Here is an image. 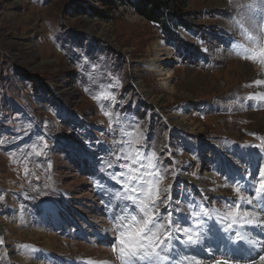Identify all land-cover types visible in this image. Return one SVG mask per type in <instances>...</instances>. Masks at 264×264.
<instances>
[{
  "label": "rangeland",
  "instance_id": "374dc122",
  "mask_svg": "<svg viewBox=\"0 0 264 264\" xmlns=\"http://www.w3.org/2000/svg\"><path fill=\"white\" fill-rule=\"evenodd\" d=\"M180 1L188 29L173 40L121 0H0V264H230L253 256L255 227L250 249L264 252V101L250 96L264 0ZM156 45L170 59L152 71ZM211 178L227 192L192 182ZM148 187L161 258L122 260L117 238L144 219L141 200L152 207ZM224 209L235 227L217 226Z\"/></svg>",
  "mask_w": 264,
  "mask_h": 264
},
{
  "label": "bare ground",
  "instance_id": "6f19581e",
  "mask_svg": "<svg viewBox=\"0 0 264 264\" xmlns=\"http://www.w3.org/2000/svg\"><path fill=\"white\" fill-rule=\"evenodd\" d=\"M154 49L156 50V55H155V58L154 59H146L144 61V65L146 68L150 69V70H157V69H162L161 67V64L159 63H164L165 61L169 60L170 59V54H169V49L165 46H162V45H156L154 47ZM164 69V68H163ZM169 75L168 74V77L166 79L169 78ZM164 82V87H166V89L169 90V87L167 86V82L165 80H163ZM72 97H74L75 95H73V93L71 92L70 93ZM250 96L252 99H256V100H260V101H264V99H261V97H264V74H261L257 80H253V84L252 86L250 87ZM149 98V97H148ZM161 97H157V99L155 100L156 104L159 105L161 104V100H160ZM169 125L172 126V128H176V129H179V130H182V131H188V132H193L194 129H192L190 127V123L188 121H186L184 118L180 117V116H172V117H168L165 119ZM264 176V174H263ZM264 179V178H263ZM192 182L200 188L201 191H203V193H208V194H212V195H216V196H222V194H225L227 192L226 190V186H223V185H219L213 178L210 179V182L208 184V186H206L205 188L203 187V185L200 183V182H197L195 180H192ZM0 183H2V179H1V174H0ZM255 203V202H254ZM253 205V204H252ZM259 206V205H258ZM252 207V206H251ZM255 210V209H254ZM225 209L222 210V211H217L215 210V212H213V217L215 219H217V226L220 225V221H223V222H226L228 223L229 225H234L235 227V224L233 223V221H230L229 219L226 218V213H225ZM250 211V210H249ZM264 212V210H263ZM251 214V213H250ZM262 218V217H261ZM262 220V219H260ZM264 223V222H262ZM260 223L259 222H256L255 225H259ZM226 227V226H225ZM228 227V226H227ZM240 227V226H239ZM229 228V227H228ZM225 229V228H224ZM228 230V229H227ZM226 230V231H227ZM233 230V229H232ZM242 231V230H241ZM170 232V231H169ZM256 232H259L258 234H256ZM261 230L260 229H257L255 227V229H253V233L252 235L250 236V241L251 242H244L240 237H237L238 239L237 240H241L243 241V244L245 245L246 249L247 250H250V251H253V256L251 257H241L240 259H236V261H240V263L236 262L235 260L232 261V258L230 256V258H228V262H230V264H247L249 263L250 259L249 258H252L253 261H252V264H264V261H261L260 257L261 256H264V252H260V251H256V250H251L250 248L255 245V243H252L253 239L254 241L257 239V237H260V234H261ZM250 234V233H249ZM248 234V235H249ZM170 235V234H169ZM247 235V236H248ZM230 238V237H229ZM236 238V237H235ZM260 238H263V237H260ZM178 240V237H174L173 236V240H171V244L173 245L174 243L176 244L175 246L177 247V241ZM258 240V239H257ZM262 241V240H261ZM234 244H231V246H233ZM258 246V245H257ZM175 248V247H174ZM263 249V248H262ZM95 252H97V249H94ZM232 251L230 250L229 254L231 253ZM258 253V254H257ZM100 257L99 258H94L95 260L97 259H102V256L103 258L106 257L105 254L106 252L102 250V252L100 253ZM181 256H184V252L183 251H180L179 249L176 248V251L171 253L172 257H169L168 259H170L172 262L175 261V260H178L180 261L178 258H176L177 255H180ZM183 258V257H182ZM225 259V258H224ZM16 261L20 260L19 257H16L15 258ZM22 260V259H21ZM20 260V261H21ZM255 260H257V262H255ZM22 262V261H21ZM97 262V261H96ZM108 263V262H107ZM27 264H33V262H27ZM173 264V263H172ZM188 264H192L191 262ZM250 264V263H249Z\"/></svg>",
  "mask_w": 264,
  "mask_h": 264
},
{
  "label": "snow or ice",
  "instance_id": "6c2138e0",
  "mask_svg": "<svg viewBox=\"0 0 264 264\" xmlns=\"http://www.w3.org/2000/svg\"><path fill=\"white\" fill-rule=\"evenodd\" d=\"M261 55H264V50L261 51ZM252 58L254 59L255 57ZM105 99H114V97L106 96ZM261 99H264V97H261ZM45 147H47L46 144ZM33 151H35L36 155L38 156L41 154L40 152L36 151L35 148ZM137 158H139V154H137ZM145 183L148 184L149 182L145 181ZM261 190H264V183L259 184L257 193H259ZM133 191L144 192L145 189L144 186L141 185L139 189L134 188ZM146 191L147 199L153 201L152 207H149L145 200H141L139 202V211L143 214L144 219L142 222H138L136 216H132V223L138 224V226L133 228L131 231L120 232L117 238V243L120 245L118 250L122 260L125 257L132 258L137 257L138 255L140 259H144L147 256L153 255L161 258L156 252V245L163 243V241L160 240L159 236L157 235L159 227H162V225H158L156 231H153V229L149 227L154 223L153 212L159 211L158 206L155 204V200L159 199V193L157 192L154 195L151 187H148ZM237 191H239V189H237ZM229 215L233 217V223H236V213H229ZM249 215L250 214L248 212L243 213V223H253L252 220L248 219ZM165 239H167V234L165 235ZM148 249H151V251H148ZM113 250L116 251L117 249L114 248ZM260 259L261 261H264V256H261ZM126 264H131L130 260L126 261ZM216 264H227V261H217Z\"/></svg>",
  "mask_w": 264,
  "mask_h": 264
},
{
  "label": "trees",
  "instance_id": "16d2710c",
  "mask_svg": "<svg viewBox=\"0 0 264 264\" xmlns=\"http://www.w3.org/2000/svg\"><path fill=\"white\" fill-rule=\"evenodd\" d=\"M131 6L133 11L148 23L159 28L168 39H177L175 29H188L185 13H182L180 0H121ZM107 9L115 6L114 0H99ZM92 18L105 20L106 16L96 8L89 11Z\"/></svg>",
  "mask_w": 264,
  "mask_h": 264
}]
</instances>
